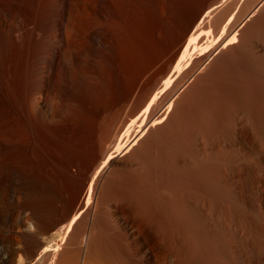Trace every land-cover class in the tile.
Segmentation results:
<instances>
[{
  "label": "bare ground",
  "instance_id": "bare-ground-1",
  "mask_svg": "<svg viewBox=\"0 0 264 264\" xmlns=\"http://www.w3.org/2000/svg\"><path fill=\"white\" fill-rule=\"evenodd\" d=\"M239 1L0 0V221L27 212L24 220L21 216L25 227L19 230L23 249L39 254L44 264H145V259H137L141 237L133 225L124 230L127 259L104 244L93 218V192L107 175L106 166H132L145 157L162 130L159 123L178 109V89L189 84V77L206 78L235 62L244 71L254 60L264 63V43L254 37L259 27L255 21L264 18L259 9L264 0L256 6ZM244 43L254 52H242ZM135 100L131 111L121 112ZM157 101L162 107L151 113ZM110 109L121 114L114 112L116 117L99 141L98 120ZM254 122L264 123L258 117L250 121ZM249 136L246 124L231 146L245 149ZM94 143L98 149L82 163L83 173L77 178L69 175ZM259 153L261 162L244 165L243 191L251 199V264H264L259 238L264 231V153ZM206 172L203 204L206 192H211ZM4 182L15 207L4 205ZM68 187L73 190L70 200ZM108 206L110 215L119 217L117 204ZM84 219L90 222L80 228L78 251L71 240L67 257L56 262L60 244L71 231L75 236L80 232ZM119 219L128 224L126 217ZM64 220L56 230L59 241L40 235Z\"/></svg>",
  "mask_w": 264,
  "mask_h": 264
},
{
  "label": "rangeland",
  "instance_id": "rangeland-1",
  "mask_svg": "<svg viewBox=\"0 0 264 264\" xmlns=\"http://www.w3.org/2000/svg\"><path fill=\"white\" fill-rule=\"evenodd\" d=\"M258 2L260 0H240L239 4L256 6ZM262 7L264 8V3L259 8L263 11ZM255 22L259 27L254 37L264 43V18L260 19V22L259 20ZM209 32L210 35L215 33L213 29ZM244 45L241 50L247 52L246 55H250L251 51L254 52L251 45L245 43ZM253 62L255 63H250L251 68L248 71L241 69V65L235 62L230 66L217 68L206 77L207 79L202 75L189 77V84L178 89L176 97L180 102L178 109L176 112L173 109L171 114L159 123L163 125L159 137L145 153L150 157L149 160L144 155L145 157L137 159L132 166L115 164L105 167L107 175L99 180L93 192L96 203L93 218L97 224L96 231L98 233L101 231L99 234H102L104 244L115 249L120 257L124 259L128 257L124 230L133 225L141 237V248L137 259L139 258V261L145 259V264H185V262L187 264H251L249 252L251 199L246 191H243L244 165H257L261 162L259 152L264 153V123L261 125L250 123L252 118L257 117L264 121V67H262L264 63L260 60ZM187 65L188 63L185 64L186 67ZM190 66L189 64V68ZM186 67V70L189 69ZM135 102L137 101L130 103L125 108L127 110L110 109L100 117L99 141L116 117L115 113L118 111L119 115L121 112L131 111L136 106ZM157 103L160 102H156L155 108L150 110L151 113L155 112V109L156 111L161 109V103ZM70 108L77 110L74 105H70ZM173 111L175 115L174 113L172 115ZM246 124L250 129L248 145L245 149L239 150L231 146V141L237 138L239 131L244 129ZM90 145L91 147L89 146L82 154L81 165L71 168L74 174L68 173L72 177L77 178L83 173V165L98 149L97 143ZM222 165L224 169L221 168ZM206 167L210 177L207 176L208 184L211 187L206 186L207 191L211 192H206L208 197L203 204L204 200L200 193L207 173L202 169L205 170ZM201 172H204L202 176ZM229 176L232 179H228ZM72 183L70 180L71 185ZM67 189V199L70 200L73 190ZM2 190L4 205L15 207L6 193L5 182ZM110 202L117 204L119 217L110 215L108 209ZM62 211L61 208L57 213L60 214ZM23 212L17 218L13 216L16 219L11 217L0 221V264H11L14 261L18 264H44V258L39 254L36 252L31 254L21 247L24 246V242L19 238V230L25 227L22 224V217L23 220L25 218ZM121 215L126 217L128 224L119 219ZM86 220H82L78 228L80 232H75L76 236L74 231H71L60 244L56 262L63 256V258L67 257L69 241H74V247H70L75 248L73 249L75 252L78 251L77 237L82 229L89 226L90 219L87 224ZM66 221L58 223V226L55 225L50 229L51 231L40 235H49L48 238L59 241L60 234L56 230ZM263 233L262 236L258 235L259 238L264 237ZM262 238L260 243L264 246V238Z\"/></svg>",
  "mask_w": 264,
  "mask_h": 264
},
{
  "label": "water",
  "instance_id": "water-1",
  "mask_svg": "<svg viewBox=\"0 0 264 264\" xmlns=\"http://www.w3.org/2000/svg\"><path fill=\"white\" fill-rule=\"evenodd\" d=\"M11 264H18V263H16L15 261L13 262V263H11Z\"/></svg>",
  "mask_w": 264,
  "mask_h": 264
}]
</instances>
